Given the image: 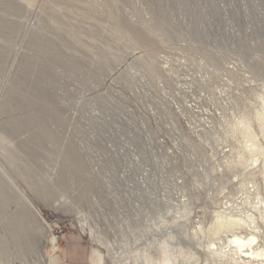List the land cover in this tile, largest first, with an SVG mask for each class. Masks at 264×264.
Listing matches in <instances>:
<instances>
[{
  "label": "rangeland",
  "instance_id": "374dc122",
  "mask_svg": "<svg viewBox=\"0 0 264 264\" xmlns=\"http://www.w3.org/2000/svg\"><path fill=\"white\" fill-rule=\"evenodd\" d=\"M263 98L264 0H0V264H235L222 216L264 250Z\"/></svg>",
  "mask_w": 264,
  "mask_h": 264
},
{
  "label": "bare ground",
  "instance_id": "6f19581e",
  "mask_svg": "<svg viewBox=\"0 0 264 264\" xmlns=\"http://www.w3.org/2000/svg\"><path fill=\"white\" fill-rule=\"evenodd\" d=\"M255 115L256 117H258V120L256 118L257 121H262L261 124L259 123L260 130L256 129V126L254 125L253 121H255V119L253 118L255 116L253 118L244 116V118L239 121L238 125H243V127L247 131V139L244 141L245 151L249 152L250 154L253 153V156L250 158L248 168H259L264 171V98L263 108L261 110H258ZM39 218L40 217H38V219ZM45 225L47 226L46 222ZM217 225L222 229L226 228L224 232L229 230L231 235H229L230 237L228 238L225 232V239H227L228 243L222 241L224 243L220 249L216 245V243L212 242V247L208 251L210 261L214 260L216 255L223 254L224 256H227V254L230 253V258L233 255L235 264H241L242 262H244V260L245 264L264 263V250L260 249V247L257 246L259 239L258 235L250 233L248 236L242 237L236 233L239 229L245 226L249 229L256 230L258 228V223L254 215H249L246 218H232L230 216H222L221 221ZM52 242L54 245L57 244V241L55 239H52ZM221 251H223V253Z\"/></svg>",
  "mask_w": 264,
  "mask_h": 264
},
{
  "label": "water",
  "instance_id": "95a60500",
  "mask_svg": "<svg viewBox=\"0 0 264 264\" xmlns=\"http://www.w3.org/2000/svg\"><path fill=\"white\" fill-rule=\"evenodd\" d=\"M37 212V211H36ZM37 214L39 215V213L37 212Z\"/></svg>",
  "mask_w": 264,
  "mask_h": 264
}]
</instances>
